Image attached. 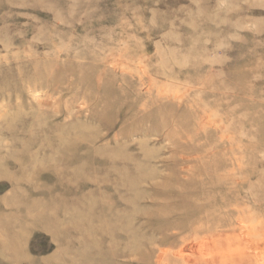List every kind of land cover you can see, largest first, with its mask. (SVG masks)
I'll return each instance as SVG.
<instances>
[{"label": "rangeland", "instance_id": "rangeland-1", "mask_svg": "<svg viewBox=\"0 0 264 264\" xmlns=\"http://www.w3.org/2000/svg\"><path fill=\"white\" fill-rule=\"evenodd\" d=\"M0 264H264V0H0Z\"/></svg>", "mask_w": 264, "mask_h": 264}, {"label": "bare ground", "instance_id": "bare-ground-1", "mask_svg": "<svg viewBox=\"0 0 264 264\" xmlns=\"http://www.w3.org/2000/svg\"><path fill=\"white\" fill-rule=\"evenodd\" d=\"M204 241V240H203ZM194 245V244H193ZM191 246V245H190ZM185 247V246H184ZM197 247V246H196ZM199 255V254H198ZM178 257V256H177Z\"/></svg>", "mask_w": 264, "mask_h": 264}]
</instances>
